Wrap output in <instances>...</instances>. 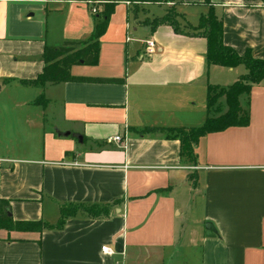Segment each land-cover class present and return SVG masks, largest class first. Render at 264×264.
I'll return each instance as SVG.
<instances>
[{
    "label": "crops",
    "instance_id": "1",
    "mask_svg": "<svg viewBox=\"0 0 264 264\" xmlns=\"http://www.w3.org/2000/svg\"><path fill=\"white\" fill-rule=\"evenodd\" d=\"M101 2L116 5L98 63L70 74L123 83L23 85L42 73L45 45L88 40ZM209 3L223 44L264 61V0ZM170 8L180 34L144 23ZM139 9L126 0H0V201L15 222L49 225L64 206H109L95 219L78 211L59 230L0 229V264H264V79L239 97L248 125L200 137L189 162L165 131L202 127L207 87L227 88L247 71L207 64L206 40L189 29L207 14L205 0Z\"/></svg>",
    "mask_w": 264,
    "mask_h": 264
},
{
    "label": "trees",
    "instance_id": "2",
    "mask_svg": "<svg viewBox=\"0 0 264 264\" xmlns=\"http://www.w3.org/2000/svg\"><path fill=\"white\" fill-rule=\"evenodd\" d=\"M129 3L140 4H167L173 0H126ZM209 6L206 15L199 18L197 27H189L194 35L202 36L206 40V62L208 65H217L225 68H235L242 65L247 74L241 76L237 82L227 88L218 86L207 87L206 110L210 115L211 108L218 97L223 96L226 101L227 111L218 117H208L204 125L197 129H169L167 139L179 140L181 144V156L186 157L189 162L194 163L193 146L198 139L206 134L221 132L231 127H246L249 123L248 115L239 104V97L248 95L253 85L259 84L264 79V61L255 59L249 50L243 55H238L231 47L223 44V28L220 20L215 16L209 0H205ZM115 3L104 5L103 11L95 24L93 31L87 41L64 42L60 45H45L43 51L44 68L40 75L34 80L23 81V85L30 87H43L46 84H59L66 82L83 83H123V80L110 79H87L76 78L70 74L72 66H95L98 63L100 38L104 35ZM147 25V22L145 23ZM168 24L177 34L181 33L178 24L168 18L167 15L157 18L150 24L151 29ZM45 100L39 97L35 104L44 105ZM151 132V130H146ZM192 184H196V176L189 177ZM78 211L86 213L90 218H100L108 215L109 206H91L84 208L80 205L64 206L60 208L59 220L55 225L37 221L15 222L10 216L9 205L5 201H0V229L8 232H36L42 233L46 230H59L64 222L73 217Z\"/></svg>",
    "mask_w": 264,
    "mask_h": 264
},
{
    "label": "rangeland",
    "instance_id": "3",
    "mask_svg": "<svg viewBox=\"0 0 264 264\" xmlns=\"http://www.w3.org/2000/svg\"><path fill=\"white\" fill-rule=\"evenodd\" d=\"M101 3H102V5L107 4V3L103 4V2H101ZM140 4H142V3H140ZM140 4H133L132 3V5L134 6L135 10H140L139 9L140 8ZM165 15H167L170 20L175 21L178 24L179 29H181V27H183L182 24L180 23V20H179L178 16L175 14V12H174V10L172 8L167 10ZM152 21L153 20L146 19L144 21V23L147 22V25L150 26V24H152ZM218 93H219V91H217L215 93V95L217 96V99H216L215 103L213 104V106L211 108L210 117H218V116L224 114L227 111V105H226L225 98L223 96L218 97L219 96Z\"/></svg>",
    "mask_w": 264,
    "mask_h": 264
},
{
    "label": "built area",
    "instance_id": "4",
    "mask_svg": "<svg viewBox=\"0 0 264 264\" xmlns=\"http://www.w3.org/2000/svg\"><path fill=\"white\" fill-rule=\"evenodd\" d=\"M87 5H89V8H90V11H91V13H93V14H95L96 13V10H95V8H94V3L93 2H91V1H86L85 2ZM145 53L146 54H148V55H151V54H153L154 52H155V43H154V41L153 40H147V41H145ZM109 142H113V143H120L121 142V139H120V137H114V138H112V139H109L108 140ZM3 161L2 160H0V168H1V163H2ZM101 251H103V252H105V253H107V254H112V252L108 249V248H106V247H102L101 248Z\"/></svg>",
    "mask_w": 264,
    "mask_h": 264
},
{
    "label": "water",
    "instance_id": "5",
    "mask_svg": "<svg viewBox=\"0 0 264 264\" xmlns=\"http://www.w3.org/2000/svg\"><path fill=\"white\" fill-rule=\"evenodd\" d=\"M66 136L68 134H65ZM215 235V229L213 228V226L211 224H205V236L208 238L214 237Z\"/></svg>",
    "mask_w": 264,
    "mask_h": 264
}]
</instances>
